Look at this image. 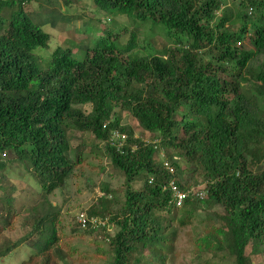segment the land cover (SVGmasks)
<instances>
[{"label":"trees","instance_id":"1","mask_svg":"<svg viewBox=\"0 0 264 264\" xmlns=\"http://www.w3.org/2000/svg\"><path fill=\"white\" fill-rule=\"evenodd\" d=\"M31 1L0 0V174L9 162L20 161L38 176L46 196L65 187L74 162L83 160L82 144L76 160L67 155L69 130L104 141L109 134L103 123L115 117L110 127H118L119 107L160 136L163 149L127 125L120 127L128 134L122 148L105 144L111 165L126 179V196L111 213L116 190L103 185V196L87 214L107 223L96 228L89 223L86 232L106 233L108 264H166L170 258L168 243L177 227L171 192L162 185L172 175L156 159L159 151H166L165 160L177 172H186L180 159L194 165L207 184L204 199H186L178 209L180 227L192 223L198 207L216 216L194 240L199 264H256L253 255L264 253V167L259 168L264 165V0H93L100 10L150 21L151 29L162 26L165 33L140 43L134 28L125 45L115 44L112 34L102 35L84 46L80 58L72 47L59 46L50 58L38 55L41 65L34 51L50 40L41 24L52 20L48 11L56 10L59 0H48L52 9L40 0L35 9H25ZM137 48L147 53L140 55ZM78 105H90L91 111ZM183 109L196 119L179 118ZM7 151L16 157L3 160ZM137 179L142 185L135 189ZM45 205L39 204L28 236L0 251V258L38 234L20 264L67 259L57 231L59 210ZM14 215L2 192L0 231ZM113 224L117 230L110 235ZM201 254L211 258L205 261Z\"/></svg>","mask_w":264,"mask_h":264},{"label":"rangeland","instance_id":"2","mask_svg":"<svg viewBox=\"0 0 264 264\" xmlns=\"http://www.w3.org/2000/svg\"><path fill=\"white\" fill-rule=\"evenodd\" d=\"M66 4L65 0H59L57 9L48 3V0H34L25 4V9H35L37 3L45 4L51 21L43 22V29L50 35V40L46 46H40L34 51L36 62L41 65L38 55L50 58L53 51L57 47H72L73 54L77 57H83L85 54V45H94L96 37L102 35H113L112 39L117 45H125L130 37V33L135 28L138 32V39L145 43L155 36L165 33V29L159 26L151 29V22L142 23L133 16L123 14H111L100 10L93 0H69ZM44 8V7H43ZM68 15H65V14ZM93 18L92 22L87 25L85 19ZM148 38V39H146ZM162 39L159 41L161 44ZM135 51L144 55L147 50L137 48ZM86 113L91 111L90 105H78ZM116 115L120 117L121 125L130 126L134 130L135 136L155 143L162 148L160 144V136L147 132L140 123L129 113L121 110L119 107L115 109ZM196 119L191 116V112L185 109L178 114L179 118ZM187 120V119H186ZM71 150L67 153L69 159L76 160V153L79 146H83L81 163L74 162V173L69 178L65 187L57 188L49 195H45L43 186L39 182L38 176L31 169L26 168L22 162H9L6 170L0 174V183L2 192L11 199L14 207V217L12 222L0 231V251L5 250L8 246L17 242L21 238L28 236L32 230L34 216L38 214L39 204H46L44 207L55 211L59 210V219L57 223V231L61 236V248L67 253V259L58 261L55 264H108L107 259L111 256L110 242L106 233L91 232L87 233L85 229L78 225V215L81 212L87 213L88 209L97 203V199L103 196L102 186L108 184L110 189L116 190L113 195L115 202L109 206L111 213L117 211L124 203L126 196V179L123 173L111 165L110 157L107 154L104 142L98 140L92 133L82 132L76 128L69 130ZM163 149V148H162ZM158 153V152H157ZM167 157L166 151H164ZM16 157V154L7 151L3 160L9 161ZM161 157L156 154V159ZM180 167L186 172H177V179L186 182V186L204 185L200 178V174L194 173L195 166L184 162L180 159ZM260 166L259 168H262ZM258 168V169H259ZM201 180V181H200ZM142 181L136 180L132 183L135 189L140 188ZM0 192V194H2ZM110 194L108 197L110 198ZM2 204V202H1ZM219 212H223V208L217 206ZM197 215L186 226H178L177 219L180 217L178 210H172V225L177 227V235L168 243L169 259L166 264H199L200 259L194 249V240L202 236L205 228L212 224L208 218H215L213 210L206 208H197ZM167 216V215H166ZM177 216V217H176ZM108 233L113 235L117 228L115 225H109ZM38 234H34L26 241L22 242L18 247L14 248L9 254L0 258V264H20L23 260L28 259L32 253L33 243L37 240ZM264 248V247H263ZM149 254L148 250H145ZM247 252H251V246L247 247ZM145 253V254H146ZM202 255V254H201ZM207 255H202V259L206 261ZM256 264H264V253L253 255ZM157 264V262H155Z\"/></svg>","mask_w":264,"mask_h":264},{"label":"built area","instance_id":"3","mask_svg":"<svg viewBox=\"0 0 264 264\" xmlns=\"http://www.w3.org/2000/svg\"><path fill=\"white\" fill-rule=\"evenodd\" d=\"M164 165L169 170L171 174L175 173L174 167L168 162L164 161ZM152 180V179H151ZM151 182V181H150ZM162 189L164 191H170L172 193V199L171 202L174 203L175 206L179 207L182 206L184 201L187 198H204L207 194V190L205 189L204 185L200 186H193L190 188H182L177 182L175 177H172L168 182H166ZM78 225L86 229L89 227V223L92 224V228L98 227L100 224H103L104 222L101 219H98L96 217L90 218L87 213L81 212L78 215Z\"/></svg>","mask_w":264,"mask_h":264},{"label":"clouds","instance_id":"4","mask_svg":"<svg viewBox=\"0 0 264 264\" xmlns=\"http://www.w3.org/2000/svg\"><path fill=\"white\" fill-rule=\"evenodd\" d=\"M115 119V117H113V119L112 120H108V121H105L104 123H103V128H105V129H108V139H106V140H104L103 142H104V145L105 144H109L110 146H115L117 149H120V148H122L123 147V145L125 144V142H126V140H127V138H128V134L126 133V132H122L121 131V129H120V127L122 126L121 125V123H119L120 125L118 126V127H113V128H111L110 127V122L111 121H113ZM121 122V121H120ZM106 146V145H105ZM6 153L7 152H5V153H3L2 154V156H5L6 155ZM159 156L161 157V160L163 161V165H164V161H166L165 160V154H164V152L163 151H159ZM164 167L166 168V166L164 165ZM174 167V166H173ZM167 169V168H166ZM175 169V168H174ZM168 170V169H167ZM169 171V170H168ZM170 173V172H169ZM171 174V173H170ZM176 174H177V171H176V169H175V173L174 174H171L172 175V177H175V179H176V182H177V177H176ZM171 177V178H172ZM152 179V178H151ZM151 179H150V181H151ZM168 182V181H167ZM178 183V182H177ZM165 184V183H164ZM163 184V185H164ZM162 185V186H163ZM206 183H204V186H205V189L207 190V188H206ZM197 186H199V185H197ZM182 187V186H181ZM190 187H193V186H184V187H182V188H190ZM207 194H208V190H207ZM207 194H206V196H207ZM205 196V197H206ZM204 197V198H205ZM204 198H202V199H204ZM171 199H172V193H171ZM171 199H170V201H169V208H171V211L172 210H178L179 208H181L182 206H179V207H177V206H175L174 205V203H172L171 202ZM187 199H189V198H187ZM185 202V201H184ZM184 204V203H183ZM97 218V217H96ZM98 219H101L104 223L103 224H100V225H105L106 223H107V220H105V219H102V218H98ZM109 225H108V230H109ZM87 229V228H86ZM85 229V230H86Z\"/></svg>","mask_w":264,"mask_h":264}]
</instances>
